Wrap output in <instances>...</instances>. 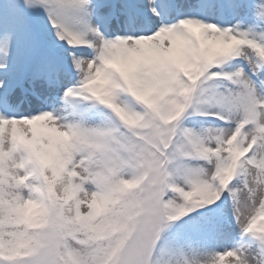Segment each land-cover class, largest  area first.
Listing matches in <instances>:
<instances>
[{"label": "snow or ice", "instance_id": "6c2138e0", "mask_svg": "<svg viewBox=\"0 0 264 264\" xmlns=\"http://www.w3.org/2000/svg\"><path fill=\"white\" fill-rule=\"evenodd\" d=\"M0 264H264V0H0Z\"/></svg>", "mask_w": 264, "mask_h": 264}]
</instances>
